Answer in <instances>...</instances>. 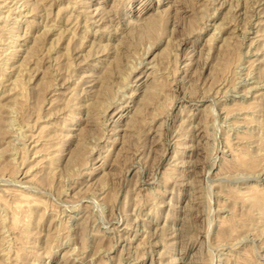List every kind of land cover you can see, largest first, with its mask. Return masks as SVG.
I'll return each mask as SVG.
<instances>
[{
	"label": "rangeland",
	"instance_id": "rangeland-1",
	"mask_svg": "<svg viewBox=\"0 0 264 264\" xmlns=\"http://www.w3.org/2000/svg\"><path fill=\"white\" fill-rule=\"evenodd\" d=\"M4 1L0 0V68L3 64L4 73L0 71V77L6 79L0 78V102L3 105H0V124L6 118L10 122L11 115V121L14 120L11 124L7 123L15 126L11 128L8 124L0 125L1 129H10L9 132L6 129V136L0 130V167L5 163L0 168V196L4 198L8 195L6 199L8 197L11 199L9 202H12L15 198L10 192L25 190L23 193L34 194L41 204L34 207L31 216L21 215L23 218L20 223L24 225H19L18 229L9 226L12 218L10 210L0 206V215L5 217V222H0V238L5 235L3 240H7L2 242V247L9 248L6 250L10 255H3L4 259L0 254V264L4 261L6 264H264V205L256 201L259 190H264V0ZM69 3V12L59 20L60 37L56 32L48 33L42 50H39L40 53L38 51L37 61L33 59L28 63V69L21 72L19 67L28 49L51 23L57 21V8ZM87 8L91 11H87ZM48 12L51 14L49 17ZM92 13L93 16L90 15ZM87 14L90 18H87ZM70 15L73 17L68 21ZM152 19L155 23L149 27L148 23ZM225 39L232 43V47L228 43L230 51H227ZM52 43L54 50L46 51ZM10 53L14 56L11 57ZM112 60H119V63L122 61L123 64H116V67V62ZM109 63L114 64L113 67ZM106 65L112 67H109L110 72L113 70V73H107L108 78L103 75ZM154 70L153 78L161 82H158L159 90L151 98L146 97V91L155 78L140 86L141 81L137 77ZM20 72L26 80V106L30 107H25L23 111L12 100L14 90L11 89L16 75H22ZM91 72L93 76L86 77ZM81 73L86 75L81 76ZM94 77L93 82L91 80ZM47 79L53 81L49 89L44 85ZM103 81L106 82V92L102 87ZM9 88L11 92L7 90ZM97 93L104 98L106 96V99L101 96V101L106 104L103 106L100 102L102 105H98V111H101L95 113H98V119L95 114L89 115L86 107H81L99 98ZM40 95H44L45 101L43 97V101H40ZM52 95L64 102L55 106L50 102ZM66 102L67 106L64 104ZM9 106L10 109L14 107L12 109L17 114L10 109L8 111ZM34 107L41 111L36 110L39 112L36 114ZM76 111L77 115L74 114ZM115 111H119L115 119L123 113L124 117L117 130L112 131L114 119L110 120L109 117ZM35 115L40 119L39 122ZM21 119L25 120H22V124ZM233 120H236L235 123ZM129 122H133L134 127H129L132 125ZM44 124L50 128L58 127L55 133L58 136L53 142L58 148L53 145L51 151L52 155L56 153L61 158L53 155L57 161L55 167L46 161L39 163L42 154L35 153L32 140L40 133V125ZM86 125L87 140L81 144V132L83 134ZM50 128L47 130L50 131ZM74 133L77 136L80 133L79 139ZM245 134L251 136L244 139ZM13 146L15 149L12 150ZM244 146L250 148L255 156L260 152L259 157H255L259 163L258 170L244 169L234 164L244 158L241 150ZM20 149L28 152L27 157L23 151L22 156ZM80 149L83 154L86 152L82 160V153L78 152ZM74 152L79 153V164L74 161ZM21 157H26L27 162ZM51 169L55 170L54 174ZM28 171L29 175L24 177V172ZM227 191L231 193L227 195ZM236 192L242 198L233 194ZM234 218L238 222H234L235 225H240L239 229L238 226L229 229V225L223 222ZM24 228L30 230V234L25 239H19L18 235ZM31 232H36V235ZM21 237H24V233ZM29 237H32L30 239L34 241L35 248L30 247L32 243H23ZM22 245L30 249L25 262L20 260L21 257H17L18 260L15 258ZM16 250L18 253H14Z\"/></svg>",
	"mask_w": 264,
	"mask_h": 264
},
{
	"label": "bare ground",
	"instance_id": "bare-ground-1",
	"mask_svg": "<svg viewBox=\"0 0 264 264\" xmlns=\"http://www.w3.org/2000/svg\"><path fill=\"white\" fill-rule=\"evenodd\" d=\"M15 1V0H14ZM18 1V0H17ZM36 1V0H35ZM40 1H42L43 3L46 1V0H40ZM77 1V0H76ZM80 1H83V0H80ZM213 1V0H212ZM217 1V0H216ZM229 1V0H228ZM227 1V2H228ZM3 2H5L4 0H3ZM2 2V3H3ZM33 2V1H32ZM71 2V1H70ZM10 3V2H9ZM17 3V2H16ZM28 3V2H27ZM41 3V2H40ZM72 3V2H71ZM76 3H78V2H76ZM75 3V4H76ZM86 3V2H85ZM214 3V2H213ZM19 4V3H18ZM17 4V5H18ZM23 4H24V2H23ZM64 4V3H63ZM67 4V3H66ZM65 4V5H66ZM74 4V5H75ZM221 4V3H220ZM230 4V3H229ZM2 5V4H1ZM27 5V4H26ZM29 5V4H28ZM33 5H35V4H33ZM50 5H52V4H50ZM54 5V4H53ZM78 5H79V3H78ZM82 5V4H81ZM80 5V6H81ZM223 5H224V2H223ZM10 6V5H9ZM230 6V5H229ZM255 6V5H254ZM262 6V5H261ZM15 7V6H14ZM42 7H43V5H42ZM49 7V6H48ZM85 7V6H84ZM101 7V6H100ZM100 7H98V8H100ZM217 7V6H216ZM219 7V6H218ZM232 7V6H231ZM236 7V6H235ZM34 8V7H33ZM32 8V9H33ZM35 8H36V6H35ZM47 8V7H46ZM52 8V7H51ZM71 8V4L69 3V5H66V6H62V7H60L59 9L57 8V10H58V12L57 11H55V12H57L56 13V18H57V21H55V22H53V23H51L46 29H45V31L44 30H42V31H44V33H42V34H40V36L39 37H37V39H36V42H35V44L34 45H32L31 46V48L30 49H28L29 51H28V53H27V56H25L26 58L24 59V60H22V64H21V66L19 67V66H17V67H19L20 68V70H21V72H24V71H26V69H28L27 68V66H28V63H30L31 61H33V59H35L36 57H37V54H38V51L41 49V47H43L42 45H43V43L45 42V38H46V36H47V34L48 33H50V32H56L58 35H59V37H60V30H59V20L61 19V16L63 15V17H64V14L65 13H67V12H69V9ZM75 8V7H74ZM83 8V7H82ZM98 8H96V10L95 11H97L98 10ZM103 8V7H102ZM237 8V7H236ZM14 9V8H13ZM19 9V8H18ZM246 9V8H245ZM5 10V9H4ZM8 10H10V9H8ZM17 10V9H16ZM34 10V12L36 11V9H33ZM32 10V11H33ZM44 10V9H43ZM78 10V9H77ZM80 10V9H79ZM217 10V9H216ZM264 10V9H263ZM19 11V10H18ZM87 11H91V10H88V8H87ZM87 11H85V12H87ZM94 11V12H95ZM103 11H105V10H103ZM109 11V10H108ZM233 11V10H232ZM247 11V10H246ZM3 12V11H2ZM37 12H39V11H37ZM42 12V11H41ZM73 12V11H72ZM78 12V11H77ZM107 12V10L105 11V13ZM215 12V11H214ZM250 12V11H249ZM7 13H9V12H7ZM28 13V12H27ZM49 12H48V17H49ZM72 15H73V13H71ZM83 14H84V11H83ZM215 14V13H214ZM236 14V13H235ZM247 14V13H246ZM246 14H245V16H246ZM260 14V13H259ZM51 15V14H50ZM79 15H81V13L79 12ZM88 15V14H87ZM90 15H92L93 16V13L92 14H90ZM90 15H88L87 16V18H90L89 16ZM98 15V14H97ZM108 15V14H107ZM249 15V14H248ZM1 17H2V15H0ZM95 16V15H94ZM102 16L103 17H105L104 15H103V13H102ZM101 16V17H102ZM226 16V15H225ZM251 16V15H250ZM259 16V15H258ZM4 17V16H3ZM7 17H9V16H7ZM62 17V18H63ZM71 17H73V16H69V18H68V21H70L71 19ZM101 17H100V19H101ZM112 17V16H111ZM224 17V16H223ZM240 17V16H239ZM238 17V18H239ZM253 17V16H252ZM5 18V17H4ZM46 18V17H45ZM54 18V17H53ZM95 18V17H94ZM98 18V17H97ZM109 18V17H108ZM234 18V17H233ZM17 19H18V17H17ZM47 19V18H46ZM92 19H93V17H92ZM104 19V18H103ZM107 19V18H106ZM230 19V18H229ZM228 19V20H229ZM259 19V18H258ZM94 20V19H93ZM227 20V19H226ZM36 21V20H35ZM41 21V20H40ZM67 21V20H66ZM67 21V22H68ZM75 21V20H74ZM77 21V20H76ZM98 21H100V20H97L96 22H98ZM237 21H239V20H237ZM14 22V21H13ZM37 22V21H36ZM241 22V21H240ZM4 23V22H3ZM40 23V22H39ZM154 23H155V20L154 19H152V20H150L149 21V23H148V26L150 27V26H152V25H154ZM32 24H34V22H32ZM31 24V25H32ZM83 24V23H82ZM107 24H108V22H107ZM137 24V23H136ZM226 24V23H225ZM17 25V24H16ZM30 25V26H31ZM87 25V24H86ZM138 25V24H137ZM44 27H45V25H44ZM122 27V26H121ZM233 27V26H232ZM5 28H6V26H5ZM31 28H32V26H31ZM102 28H104V27H102ZM106 28V27H105ZM243 28H245L246 29V27L244 26ZM11 29V28H10ZM13 29V28H12ZM14 29H16V28H14ZM33 29V28H32ZM99 29H100V27H99ZM107 29V28H106ZM116 29V28H115ZM123 29V28H122ZM259 29V28H258ZM2 30V29H1ZM63 30V29H62ZM65 30H67V29H65ZM65 30H64V34H65ZM72 30V29H71ZM244 30V29H243ZM260 30V29H259ZM258 30V31H259ZM88 31V30H87ZM117 31V30H116ZM126 31V30H125ZM235 31V30H234ZM21 32V31H20ZM26 32V31H25ZM62 32V31H61ZM67 32V31H66ZM73 32V31H72ZM232 32V31H231ZM260 32V31H259ZM12 33V32H11ZM75 33V32H74ZM257 33V32H256ZM255 33V34H256ZM77 34V33H76ZM125 34V33H124ZM18 35V34H17ZM16 35V36H17ZM25 35V34H24ZM63 35V34H62ZM81 35V34H80ZM83 35H84V33H83ZM216 35V34H215ZM66 35H64V37H65ZM82 36V35H81ZM124 36V35H123ZM211 36V35H210ZM229 36V35H228ZM18 37H21V36H18ZM71 37V36H70ZM77 37V36H76ZM227 37V36H226ZM254 37V36H253ZM259 37V36H258ZM72 38V37H71ZM79 38V37H78ZM82 38H83V36H82ZM211 38H213V37H211ZM228 38V37H227ZM237 38V37H236ZM261 38V37H260ZM12 39V38H11ZM61 39H62V37H61ZM64 39V38H63ZM76 39V38H75ZM231 39V38H230ZM60 40V39H59ZM70 40V39H69ZM73 40V38L71 39V41ZM84 40V39H83ZM82 40V41H83ZM216 40V39H215ZM31 41V40H30ZM70 41V42H71ZM232 41V40H231ZM236 41V40H235ZM251 41V40H250ZM12 42V41H11ZM69 42V41H68ZM230 41H228V40H226L225 39V41H224V43H226V47L228 46V49L226 48V47H223V48H226L227 49V51L229 50V47L231 46L232 47V43L230 44L229 43ZM57 43V42H56ZM83 43V42H82ZM81 43V44H82ZM85 43H86V41H85ZM90 43V42H89ZM228 43L230 44V46L228 45ZM91 44V43H90ZM104 44V43H103ZM236 44V43H235ZM253 44V43H252ZM12 45V44H11ZM50 45H52V46H50ZM50 45H48V46H50L49 48H48V50H46V51H49V52H51V50L53 49V48H55V46L53 47V43L52 44H50ZM86 45V44H85ZM93 45V44H92ZM98 45V44H97ZM244 45V44H243ZM248 45V44H247ZM59 46V45H58ZM79 46H81V45H79ZM214 46V45H213ZM219 46V45H218ZM235 46H237V44L235 45ZM69 47V46H68ZM105 47H107V46H105ZM231 47H230V49H231ZM257 47V46H256ZM22 48H24V47H22ZM78 48V47H77ZM104 48V47H103ZM239 49H240V47H238ZM263 48V47H262ZM18 49H20V48H18ZM45 49V48H44ZM66 49V48H65ZM70 49V48H69ZM105 49V48H104ZM108 49V48H107ZM220 49V48H219ZM260 49V48H259ZM258 49V50H259ZM16 50V49H15ZM42 50V49H41ZM54 50V49H53ZM189 50V49H188ZM221 50V49H220ZM233 50H234V47H233ZM235 50H237V47H236V49ZM250 50V49H249ZM256 50V49H255ZM254 50V51H255ZM8 51H9V49H8ZM13 51H14V49H13ZM18 51V50H17ZM44 51V50H43ZM63 51V50H62ZM104 51H106V50H104ZM230 51V50H229ZM232 51V50H231ZM3 52V51H2ZM20 52V51H19ZM58 52V51H57ZM70 52V51H69ZM69 52H68V54H69ZM90 52V51H89ZM88 52V53H89ZM100 52H102V51H100ZM99 52V53H100ZM116 52V51H115ZM217 52H218V50H217ZM233 52H235V51H233ZM256 52V51H255ZM258 52V51H257ZM14 54H15V51L13 52ZM13 53H10V54H12V55H10L11 57H13L14 55H13ZM17 53V52H16ZM39 53H40V51H39ZM44 53V52H43ZM201 53V52H200ZM231 53V52H230ZM250 53V52H249ZM83 54V53H82ZM90 54V53H89ZM105 54V53H104ZM119 54V53H118ZM117 54V55H118ZM177 54V53H176ZM189 54V53H188ZM224 54V53H223ZM252 54V53H251ZM5 55V54H4ZM16 55V54H15ZM49 55V54H48ZM60 55V54H59ZM58 55V56H59ZM79 55V54H78ZM91 55H92V53H91ZM96 55V54H95ZM116 55V57L117 58H119V56H117ZM227 55H228V52H227ZM254 55H256V54H254ZM57 56V55H56ZM57 56V57H58ZM177 56V55H176ZM242 56V55H241ZM239 57V58H242V57ZM0 57H1V55H0ZM39 57H40V55H39ZM38 57V59L40 60V58ZM60 57V56H59ZM92 57V56H91ZM120 57H122V56H120ZM244 57V56H243ZM8 58H9V56H8ZM75 58V57H74ZM83 57H81L80 59H82ZM176 58V57H175ZM258 58V57H257ZM1 59V58H0ZM16 59V58H15ZM42 59V58H41ZM50 59H51V57H50ZM76 59V58H75ZM252 59H254V58H252ZM9 60H11V59H9ZM38 60V61H39ZM43 60V59H42ZM47 60V59H46ZM121 60V59H120ZM238 60V59H237ZM262 60V59H261ZM1 61V60H0ZM4 61V60H3ZM35 61H37V58H36V60ZM41 61V60H40ZM57 61H59L58 59H57ZM56 61V62H57ZM74 61V60H73ZM83 61V60H82ZM104 61V60H103ZM113 61V60H112ZM190 61V60H189ZM251 61H253V60H251ZM254 61H256L255 59H254ZM8 62V61H7ZM89 62V61H88ZM114 62H116V63H114ZM120 61L119 60H115V61H113V63L115 64V66H116V64L117 65H119V64H123L122 63V61H121V63H119ZM240 62V61H239ZM241 62H243V61H241ZM1 63H3V62H1ZM35 63H37V64H41V63H38V62H35ZM57 63H59V62H57ZM105 63V62H104ZM143 63V62H142ZM188 63V62H187ZM226 63V62H225ZM224 63V64H225ZM227 63H228V61H227ZM238 63V62H237ZM237 63H235V64H237ZM262 63V62H261ZM13 64V63H12ZM19 64V63H18ZM17 64V65H18ZM37 64H36V66H37ZM74 64V63H73ZM110 64V63H109ZM113 64V65H114ZM7 65V64H6ZM71 65H72V62H71ZM70 65V66H71ZM98 65V64H97ZM108 65V64H107ZM106 65V70H104V71H106V72H104V74L103 75H106V77L108 76L107 75V73L108 72H110V70H109V67H110V65L113 67V65L112 64H110L109 66H107ZM156 65V64H155ZM238 65V64H237ZM5 66V65H4ZM16 66V65H15ZM40 66V65H39ZM55 66H57V65H55ZM59 66V65H58ZM73 66V65H72ZM123 66H125V65H123ZM138 66V65H137ZM154 66V65H153ZM7 67V66H6ZM30 67V66H29ZM33 67V66H32ZM31 67V68H32ZM48 67V66H47ZM112 67H110V68H112ZM117 67V66H116ZM121 67V66H120ZM126 67V66H125ZM124 67V68H125ZM152 67V66H151ZM251 67V66H250ZM2 68H3V64H2ZM2 68H0L1 70V72H2ZM8 68V67H7ZM18 68V69H19ZM55 68H57V67H55ZM135 68V67H134ZM157 68V67H156ZM259 68V67H258ZM39 69V68H38ZM122 69V71L123 70H125V69H123V68H121ZM129 69V68H128ZM152 69V68H151ZM4 70H5V68H4ZM3 70V71H4ZM13 70V69H12ZM34 70V69H33ZM153 70V69H152ZM6 71V70H5ZM4 71V72H5ZM17 71V70H16ZM19 71V70H18ZM44 71V70H43ZM49 71V70H48ZM130 71H131V69H130ZM261 71H262V67H261ZM0 72V73H1ZM20 72V74H22ZM74 72V71H73ZM112 73H113V70L111 71ZM110 72V73H111ZM128 72H129V70H128ZM146 72V71H145ZM152 72H155V70L154 71H151V72H149V71H147L146 73H145V75L144 76H138L137 77V80L138 81H141L140 83H139V85L141 86V85H146V83L151 79V78H153V74H152ZM157 72H159V71H157ZM263 72V71H262ZM262 72L260 73V74H262ZM3 73V72H2ZM47 73V72H46ZM92 73V72H91ZM96 73V72H95ZM106 73V74H105ZM123 73V72H122ZM4 74V73H3ZM19 74V73H18ZM82 74V73H81ZM84 74V73H83ZM83 74L81 75V76H83ZM124 74H125V72H124ZM128 73H126V75H127ZM259 74V73H258ZM257 74V75H258ZM9 75V74H8ZM44 75H45V73H44ZM84 75H86V74H84ZM103 75H101V78L100 79H102V76ZM111 75V74H110ZM125 75V76H126ZM1 76V75H0ZM3 76V75H2ZM23 76V74L21 75V76H18L17 77V75H16V79L15 80H13L14 81V84H12V88H11V86H10V88L11 89H13L14 90V99L12 98V100H14L15 101V103L17 104V106L19 105L20 106V108H18V109H20V111L22 110L23 111V109L25 108V107H27L28 106V104H27V90H28V88H27V86H26V80L24 81V78L22 77ZM89 76H93V73L92 74H89L88 73V75H86V77H89ZM158 76V75H157ZM77 77H78V75H77ZM76 77V78H77ZM109 77V76H108ZM107 77V78H108ZM248 77V76H247ZM1 78V77H0ZM53 78V77H52ZM125 78V77H124ZM124 78H123V80H124ZM155 78V79H154ZM151 81V84L149 85V87L147 88L148 90L146 91L147 93H146V97H154V95L156 94V92H157V90H159L158 89V82H161L160 80H157V78L156 77H154ZM2 80H4V79H6V78H1ZM91 79V78H90ZM95 79V77L91 80V81H93ZM97 79V78H96ZM104 79V78H103ZM161 79V78H160ZM57 80V79H56ZM67 80V79H66ZM78 81V80H77ZM107 81H109V80H107ZM126 81V80H125ZM226 81V80H225ZM11 82V81H10ZM28 82V81H27ZM31 82V81H30ZM53 81L51 80V79H47L46 81H44V85L45 86H47L46 88H50V86H51V84L53 85V83H52ZM54 82H56V81H54ZM94 82V81H93ZM98 82V81H97ZM220 82V81H219ZM233 82V81H232ZM232 82H230L229 84H231ZM1 83V82H0ZM8 83V82H7ZM62 83H63V80H62ZM61 83V84H62ZM102 83V82H101ZM105 83L106 82H104L103 81V83H102V87H103V90H105L104 92H106V86H105ZM126 83V82H125ZM60 84V85H61ZM91 84V83H90ZM107 84H109L108 82H107ZM129 84V83H128ZM263 84H261V86H262ZM44 86V87H45ZM73 86H75V84L73 85ZM77 86V85H76ZM76 86H75V88H76ZM108 86V85H107ZM109 86H110V84H109ZM127 86V85H126ZM252 86H254V85H252ZM258 86V85H257ZM260 86V87H261ZM9 87V86H8ZM58 87V86H57ZM69 87V86H68ZM91 87V86H90ZM99 87H101V85L99 86ZM255 87V86H254ZM253 87V88H254ZM10 88L9 89H7V90H9L10 91ZM33 88V87H32ZM48 88V89H49ZM73 88V87H72ZM92 88V87H91ZM90 88V89H91ZM109 88V87H108ZM159 88H160V86H159ZM233 88V87H232ZM256 88V87H255ZM45 89V88H44ZM86 89V88H85ZM89 89V88H88ZM110 89V88H109ZM120 89V88H119ZM123 89V88H122ZM229 89V88H228ZM233 89H235V88H233ZM250 89V88H249ZM31 90V89H30ZM46 90V89H45ZM55 90V89H54ZM8 91V92H9ZM12 91V90H11ZM10 91V92H11ZM52 91V90H51ZM62 91V90H61ZM76 91V90H75ZM84 91V90H83ZM138 91V90H137ZM224 91H226V90H224ZM229 91V90H228ZM227 91V92H228ZM7 92V91H6ZM73 92V91H72ZM77 92V91H76ZM75 92V93H76ZM88 92H89V90H88ZM121 92V91H120ZM134 92H135V90H134ZM216 92V91H215ZM252 92V91H251ZM257 92V91H256ZM33 93V92H32ZM59 93H61V92H59ZM155 93V94H154ZM226 93V92H225ZM244 93H245V91H244ZM3 94V93H2ZM5 94V93H4ZM10 94V93H9ZM35 94H36V92H35ZM41 94H44L43 92H41ZM57 94V93H56ZM91 94V93H90ZM93 94H95V93H93ZM98 94V93H97ZM104 94V93H103ZM243 94V93H242ZM247 94V93H246ZM30 95V94H29ZM99 95V94H98ZM97 95V96H98ZM105 95H107V94H104V96ZM127 95V94H126ZM157 95H158V93H157ZM225 95V94H224ZM3 96V95H2ZM12 96V95H11ZM44 96V95H43ZM42 95H40L39 97L41 98V97H43ZM55 95H52V97H51V103H54L55 104V106L56 105H58V104H61V103H63L64 102V100L61 98V100H63L62 102L61 101H59V98L58 97H54ZM59 96V95H58ZM76 96V95H75ZM103 97V95L101 94V95H99L98 97L99 98H96L95 100H92L91 102H88L87 104H86V106H81V107H86V110H88L89 112V115H91V114H95L99 109H100V107L98 106V105H102L103 104V102L101 101V98ZM120 96V95H119ZM216 96V95H215ZM60 97V96H59ZM65 97V96H64ZM88 97V96H87ZM90 97H91V95H90ZM113 97V96H112ZM146 97H144V98H146ZM156 97V96H155ZM1 98V97H0ZM92 99H93V97H91ZM42 99V98H41ZM40 99V101H43V99H44V101H45V98L43 97V99L41 100ZM68 99H70V98H68ZM103 99H106V96H105V98L103 97ZM148 99V98H147ZM91 100V99H90ZM113 100V99H112ZM145 100V99H144ZM11 101V100H10ZM69 101V100H68ZM114 101V100H113ZM119 101V100H118ZM13 102V101H12ZM102 104H101V103ZM36 103V102H35ZM51 103L49 104V105H51ZM78 103H81V102H79L78 101ZM78 103L76 104V105H78ZM109 103V102H108ZM259 103V102H258ZM14 104V103H13ZM15 104V105H16ZM33 104V103H32ZM31 104V105H32ZM37 104V103H36ZM35 104V105H36ZM65 105L67 104V102L66 103H64ZM84 104V103H83ZM105 104H106V102H105ZM105 104H103V106L105 105ZM143 104V103H142ZM234 104H236V102L234 103ZM233 104V105H234ZM244 104V103H243ZM0 105H2L1 104V102H0ZM15 105H14V107H15ZM27 105V106H26ZM53 105V104H52ZM68 105V104H67ZM66 105V106H67ZM75 105V106H76ZM110 105H112V103L110 102ZM232 105V106H233ZM238 105V104H237ZM241 105V104H240ZM3 106V105H2ZM30 106V105H29ZM32 106H34V105H32ZM32 106H31V108H32ZM244 106V105H243ZM14 107H11V109H10V106H9V108L7 107V110L8 109H10V110H12V111H14V109H12V108H14ZM97 107H99L98 109H97ZM110 107V106H109ZM224 107V106H223ZM228 107V106H227ZM236 107V106H235ZM235 107H233V108H235ZM2 108H5V106L4 107H2ZM17 108V107H16ZM28 109L30 108V107H27ZM54 107H52V109H53ZM60 107H58V110H61V109H59ZM62 108V107H61ZM64 109L66 108L65 106L63 107ZM76 108H78V107H76ZM104 108V107H103ZM106 108V107H105ZM254 108H257V107H254ZM17 109V111H19ZM33 109H35V107L33 108ZM51 109V108H50ZM117 109H118V107H117ZM137 109H138V107H137ZM225 109V108H224ZM227 109H229V107L227 108ZM244 109V108H243ZM253 109V108H252ZM258 109V108H257ZM36 110H38V111H41V110H39V109H35V112H36ZM141 109L139 108L138 109V112L140 111ZM230 110H231V108H230ZM9 111V110H8ZM16 111V110H15ZM14 111V112H15ZM27 111V110H26ZM53 111V110H52ZM52 111H50V114L52 113ZM54 111H56V110H54ZM101 111V110H100ZM100 111H98V113L100 112ZM105 111H106V109H105ZM232 111H234V110H232ZM57 112H59V111H57ZM56 112V113H57ZM61 112V111H60ZM78 111H76V112H74V114L75 113H77ZM136 112H137V110H136ZM250 112V111H249ZM258 112V111H257ZM8 113V112H7ZM12 113V112H11ZM16 114H17V112H15ZM27 113V112H26ZM39 112H36V114H38ZM97 113V114H98ZM139 113H141V112H139ZM226 113H228L227 111H226ZM6 113H4V115H5ZM14 114V113H13ZM22 113H20V116H22L21 115ZM23 114H25V113H23ZM73 114V115H74ZM97 114H95V115H97ZM119 114V111H115L114 113H112L111 115H110V117H109V119L111 120V119H114V120H112L113 122H114V124L112 125V129H114V130H112V131H116L117 129V127H118V124H119V122H120V120H121V118H123L124 117V113L123 114H121V115H119L116 119H115V117L117 116ZM126 114V113H125ZM8 115H9V113H8ZM31 115V114H30ZM29 115V116H30ZM73 115H71V117H73ZM75 115H77V114H75ZM88 115V114H87ZM88 115V116H89ZM136 115V114H135ZM134 115V116H135ZM229 115H231V112H230V114ZM246 115V114H245ZM257 115V114H256ZM27 116V115H26ZM36 116V115H35ZM39 116V115H38ZM100 116V115H99ZM133 116V115H132ZM137 117L139 116L138 115V113H137V115H136ZM190 116V115H189ZM5 117V116H4ZM4 117H3V119H4ZM6 117H7V115H6ZM5 117V118H6ZM9 117V116H8ZM10 117H11V115H10ZM10 117H9V120H10V122H13V120L14 119H12V121H11V119H10ZM14 117V116H13ZM12 117V118H13ZM40 117H42L41 115H40ZM40 117H38V118H40ZM45 117V116H44ZM131 117V116H130ZM248 117V116H247ZM254 117V116H253ZM26 117H24V119H25ZM30 119V117H27L26 118V120L27 119ZM36 119H37V116L35 117ZM92 119H93V116L91 117ZM99 117H98V115H97V119H98ZM132 118H135V117H132ZM256 118V117H255ZM254 118V119H255ZM7 120H3L4 122H2L0 125H2L3 123H4V125L5 124H8V123H10L9 121H8V118H6ZM24 119H21V124L23 123L22 122V120H24ZM42 119V118H41ZM64 119V118H63ZM251 119H253V118H251ZM256 119H259V118H256ZM261 119V118H260ZM1 120V119H0ZM15 120H16V118H15ZM68 120V119H67ZM84 120V119H83ZM90 120V119H89ZM94 120V119H93ZM131 121H134L133 119H130ZM129 120V121H130ZM187 120V119H186ZM208 120V119H207ZM2 121V120H1ZM7 121H8V123H7ZM25 121V120H24ZM36 121V120H35ZM34 121V122H35ZM37 121L39 122L40 121V119H37ZM94 121H96V120H94ZM126 121V120H125ZM136 121V120H135ZM234 121V120H233ZM236 121V120H235ZM235 121H234V123H235ZM244 121V120H243ZM37 122V123H38ZM56 122V121H55ZM55 122H54V124H55ZM66 122V121H65ZM98 122V121H97ZM97 122H96V124H97ZM107 122V121H106ZM189 122V121H188ZM232 122V121H231ZM251 122V121H250ZM19 123H20V121H19ZM31 123V122H30ZM36 123V122H35ZM47 123V122H46ZM99 123V122H98ZM102 123V122H101ZM130 123V122H129ZM186 123H187V121H186ZM11 124V123H10ZM10 124H8L9 126H10ZM52 124V123H51ZM87 124H90V123H87ZM92 124V123H91ZM95 123H93V125H94ZM124 124V123H123ZM130 124H132L131 126H129V127H134V123L132 122V123H130ZM182 124V123H181ZM237 124V123H236ZM7 125V126H8ZM45 126H43V125H40L41 126V129L39 130L40 131V133L39 134H37V136H36V134H35V136L36 137H34L33 138V143H34V145H35V148H36V150H35V153L37 154H42L41 156H42V158L41 159H39V163L40 162H42V161H46L47 163H50L49 165L50 166H52V167H55V164H56V162L57 161H55V159H53V155L54 154H56V153H54L53 155H52V146L55 144H53V142H54V139H55V137H57L56 136V132H57V126H54V127H56L55 129H54V127H47V124H44ZM70 125V124H69ZM75 125V124H74ZM92 125V126H93ZM102 125V124H101ZM244 125V124H243ZM247 125H249V124H247ZM6 126V127H7ZM12 126L13 125H11L10 127L12 128ZM15 126V125H14ZM13 126V127H14ZM39 126V127H40ZM49 126V125H48ZM67 126V125H66ZM100 125H98V127H99ZM171 126V125H170ZM188 126H190V125H188ZM239 126H240V123H239ZM2 127V126H1ZM1 127H0V130L2 131V133L4 134V136H6L7 134L6 133H8L9 132V130L10 129H8V127L7 128H3V129H1ZM26 127V126H25ZM34 127V126H33ZM71 127V126H70ZM86 129H84V132H83V134H82V132H81V139H80V142H81V144L83 143V142H85V140H87V139H85L86 138V135H85V132H86V130L88 129V125H86ZM91 127V126H90ZM101 127V126H100ZM196 127V126H195ZM21 128V127H20ZM50 128V131H48L47 129H49ZM68 128V127H67ZM92 128V127H91ZM91 128H90V130H91ZM95 128H97L96 126H95ZM191 128V127H190ZM249 128V127H248ZM6 129H8V132H7V130ZM14 129V128H13ZM23 130H24V127L22 128ZM34 129V128H33ZM66 129V128H65ZM73 129H75V127L74 128H72V129H70V130H73ZM79 129V128H78ZM250 129V128H249ZM252 129H254V128H252ZM21 130V129H20ZM69 130V129H68ZM83 129H81V131H82ZM101 130V129H100ZM238 130H239V128H238ZM17 131V130H16ZM19 131V130H18ZM89 131V130H88ZM91 131H94V130H91ZM96 132V131H95ZM99 132V131H98ZM97 132V133H98ZM25 133V132H24ZM56 133V134H55ZM92 133V132H91ZM6 134V135H5ZM10 134H12V131H11V133ZM28 134V133H27ZM60 134V133H59ZM78 134V133H77ZM80 134V133H79ZM79 134H78V136H79ZM87 135H88V132L86 133ZM89 134H90V132H89ZM99 134V133H98ZM237 134V133H236ZM241 134V133H240ZM14 135V134H13ZM13 135H11V136H13ZM15 135H16V133H15ZM25 135H26V133H25ZM66 135H68V134H66ZM73 135V134H72ZM71 135V136H72ZM238 135V134H237ZM246 136L245 137H243L244 139H247L246 137H250L251 135L250 134H245ZM1 137H2V135H0ZM30 136H32V135H30ZM29 136V137H30ZM34 136V135H33ZM68 136H70V135H68ZM74 136L75 137H78L77 135H76V133H74ZM101 136H103V135H101ZM108 136V135H107ZM110 136V135H109ZM202 136V135H201ZM241 136V135H240ZM27 137V136H26ZM87 137H89V136H87ZM92 137V136H91ZM117 138H118V136H116ZM62 138H63V136H62ZM93 138V137H92ZM100 138V137H99ZM109 138V137H108ZM254 138V137H253ZM252 138V139H253ZM11 139V138H10ZM9 139V140H10ZM58 139H59V137H58ZM57 139V140H58ZM78 139H79V137H78ZM101 139V138H100ZM249 139H251V138H249ZM5 140V139H4ZM9 140H8V142H9ZM26 140V139H25ZM108 140V139H107ZM234 140V139H233ZM236 140V139H235ZM238 140V139H237ZM65 141H67V140H65ZM90 141V140H89ZM93 141V140H92ZM227 141V140H226ZM14 142V141H13ZM11 143V142H10ZM58 143H60V142H58ZM58 143H56V144H58ZM65 143V142H64ZM86 143V142H85ZM227 143V142H226ZM246 143V142H245ZM8 144V143H7ZM24 144V143H23ZM96 144H98V143H96ZM95 144V145H96ZM181 144V143H180ZM179 144V145H180ZM13 145V144H12ZM34 145H33V147H34ZM61 145H63L62 144V142H61ZM105 145V144H104ZM188 145V144H187ZM248 145V144H247ZM6 146V145H5ZM8 146H9V144H8ZM55 146V148H58L56 145H54ZM78 146H79V144H78ZM78 146H77V148H78ZM230 146H232L231 144H230ZM237 146V145H236ZM243 146V145H242ZM14 147V146H13ZM82 147V146H81ZM80 147V148H81ZM233 147V146H232ZM238 147V146H237ZM236 147V148H237ZM248 147V146H247ZM23 148V147H22ZM31 148V147H30ZM90 148V147H89ZM94 148V147H93ZM92 148V149H93ZM260 148V147H259ZM12 150L13 149H15V147L14 148H11ZM19 149V148H18ZM25 149V148H24ZM28 149V148H27ZM84 149V148H83ZM224 149V148H223ZM239 149V148H238ZM241 149V148H240ZM250 149V148H249ZM249 149H247L246 148V146H244V147H242V155L244 156V158L243 159H241V161H235V163L234 164H237L238 166H240V167H242V168H244V169H251V170H258L259 169V166H258V164H257V161H256V156L258 155V157H259V154L258 153H260V152H258L257 154H256V156L255 155H253L251 152H252V150H251V152H250V150ZM16 150H17V148H16ZM57 150H59V149H57ZM76 150H78V149H76ZM87 150V149H86ZM89 150V149H88ZM110 150V149H109ZM230 150V149H229ZM15 151V150H14ZM19 151H21V149L19 150ZM23 151V150H22ZM22 151H21V154H22V156H23V153H22ZM26 151V150H25ZM25 151H23L24 153H26ZM235 151H237V150H235ZM239 151V150H238ZM237 151V152H238ZM4 152V151H3ZM7 152V151H6ZM9 152V151H8ZM11 152V151H10ZM9 152V153H10ZM58 152V151H57ZM80 154L82 153V150L80 149L79 151H78ZM84 152V151H83ZM240 152V151H239ZM17 153V152H16ZM28 153V152H27ZM27 153L26 154H24V155H26V157H27ZM59 153H61L62 154V151H60ZM79 153H75L74 152V156H73V158L75 159H73L74 161H76L77 162V154H79ZM88 153V152H87ZM103 153V152H102ZM110 153H111V151H110ZM183 153V152H182ZM4 154H6V153H4ZM34 154V153H33ZM35 154V155H36ZM86 154V152H84V154L82 153L81 154V159L80 160H82V158H83V155H85ZM232 154V153H231ZM255 154V153H254ZM57 155V154H56ZM64 155V154H63ZM73 155V154H72ZM235 155V154H234ZM38 156V155H37ZM58 157H59V159L61 158V155H57ZM80 156V155H79ZM98 156V155H97ZM226 156V155H225ZM236 156V155H235ZM26 157L24 158V157H21L22 158V160L23 159H25V161H26ZM173 157V156H172ZM224 157V156H223ZM257 157V160L259 159ZM69 158V157H68ZM105 158V157H104ZM170 158V157H169ZM226 158V157H225ZM230 158V157H229ZM10 159V158H9ZM71 159V158H70ZM84 159H86V158H84ZM88 159H90V158H88ZM227 159V158H226ZM13 160V159H12ZM72 160V159H71ZM72 160V161H73ZM92 160V159H91ZM94 160V159H93ZM169 160V159H168ZM228 160V159H227ZM15 161V160H14ZM58 161H60V160H58ZM172 161V160H171ZM178 161V160H177ZM176 161V162H177ZM226 161V160H225ZM27 162V161H26ZM84 161H82V163H83ZM228 162V161H227ZM260 162V161H259ZM7 163V162H6ZM18 163V162H17ZM68 164H69V161L67 162ZM170 163V162H169ZM232 163V162H231ZM4 165H5V163H3ZM3 164H2V166L1 167H3ZM8 164V163H7ZM13 164H15V163H13ZM77 164H79L78 162H77ZM81 164V163H80ZM88 164V163H87ZM219 164V163H218ZM228 164V163H227ZM9 166H10V164H8ZM36 165V164H35ZM39 164H37L36 166H38ZM42 165V164H41ZM72 165H74V167L76 166V164H72ZM85 165H86V162H85ZM175 165H176V163H175ZM231 165V164H230ZM12 166V165H11ZM15 166V168L16 169H18V167H17V165H14ZM13 166V167H14ZM19 166V165H18ZM79 166V165H78ZM81 166H83V165H81ZM228 166V165H227ZM226 166V167H227ZM235 166V165H234ZM0 167V168H1ZM4 167H6V166H4ZM43 167V166H42ZM51 167V168H52ZM7 168H8V166H7ZM50 168V167H49ZM71 168V167H70ZM78 168V167H77ZM221 168V167H220ZM222 168H224V167H222ZM242 168H241V170H242ZM2 169V168H1ZM5 169V168H4ZM11 169H13V168H11ZM43 169V168H42ZM46 170H47V168H45ZM54 169V168H53ZM237 169H239V167L237 168ZM236 169V170H237ZM264 169V168H263ZM9 171H11L10 170V168L8 169ZM52 170V169H51ZM79 170V169H78ZM176 170V169H175ZM191 170V169H190ZM8 171V172H9ZM14 171V170H13ZM12 171V173H16V171L15 172H13ZM27 171V170H26ZM41 171V170H40ZM43 171V170H42ZM54 171L55 170H52V172L51 173H53L54 174ZM92 171V170H91ZM90 171V172H91ZM94 171V170H93ZM19 172V171H18ZM47 172V171H46ZM82 172V171H81ZM143 172V171H142ZM262 172V171H261ZM3 173V172H2ZM5 173V172H4ZM29 171L28 172H24V177H27L29 174ZM48 174H50L49 172H47ZM46 173V174H47ZM56 173V172H55ZM190 173V172H189ZM188 173V174H189ZM263 173V172H262ZM90 174V173H89ZM258 176V175H257ZM169 177V176H168ZM181 178V177H180ZM183 178V177H182ZM191 178V177H190ZM211 178V177H210ZM197 179V178H196ZM193 180V179H192ZM195 180V179H194ZM193 180V181H194ZM209 180V179H208ZM84 182V181H83ZM184 182V181H183ZM194 183V182H193ZM200 183V182H199ZM83 184V183H82ZM71 185V184H70ZM208 185V184H207ZM88 186H89V184H88ZM229 186V185H228ZM252 186H253V184H252ZM9 187V186H8ZM7 187V188H8ZM254 187V186H253ZM10 188V187H9ZM14 188V187H13ZM228 188H230V187H228ZM256 188H258V187H256ZM14 189H16V188H14ZM78 189V188H77ZM196 189V188H195ZM259 189V188H258ZM21 190H23V189H21ZM20 190V191H21ZM82 190V189H81ZM108 190V189H107ZM173 190V189H172ZM2 191H5V190H2ZM8 191H9V189H8ZM8 191H7V193H8ZM222 191V190H221ZM23 192H25V190L24 191H21V192H17V191H12V192H10V194H12L13 196H11V197H13V199L15 198V200H12V202H9V201H11V199L9 200L8 199V197H7V199H6V196H8V195H4L5 197L4 198H2L1 196H0V206H4V207H6L7 209H9L10 210V212H11V216H12V218L10 219L11 220V222H10V224L11 225H9L10 227H14L13 229H18V227H19V225H21V220H22V218L23 217H21V215H25V216H31V213H33L32 211H34L33 209H34V207L36 206V208H37V206H39L40 204H41V201L40 200H37V198H35L36 196H34V194H33V196L32 195H30L29 194V192H28V194L27 193H23ZM203 192V191H202ZM4 193V192H3ZM224 193V192H223ZM227 193H228V191H227ZM231 193V192H230ZM230 193H228L227 195H229ZM6 194V193H5ZM233 194H235V196H236V194H237V197L238 198H242L240 195V197L238 196V193L236 192V193H233ZM253 194V193H252ZM257 195V194H256ZM235 196H233L234 198H235ZM247 196V195H246ZM246 196H243V197H246ZM252 196V195H251ZM199 197V196H198ZM232 197V198H233ZM105 198V197H104ZM248 198V197H247ZM253 198V197H252ZM230 199H231V197H230ZM236 199V198H235ZM237 200V199H236ZM239 200V199H238ZM244 200V199H243ZM243 200H242V202H243ZM259 200V202L261 203V204H263L264 205V190L262 189V190H259V194L256 196V201H258ZM239 201H241V200H239ZM255 202V200H252V202ZM44 202V201H43ZM42 202V203H43ZM236 203H237V201H235ZM199 204V203H198ZM223 204H225V202L223 203ZM257 204V203H256ZM259 204V203H258ZM43 205V204H42ZM260 205V204H259ZM263 205H260V206H263ZM221 206H222V204H221ZM226 206V205H225ZM224 206V207H225ZM228 207V206H227ZM226 207V208H227ZM232 207H234V206H232ZM6 208H4V209H6ZM186 208V207H185ZM221 208V207H220ZM219 208V209H220ZM223 208V207H222ZM3 209V208H2ZM179 209V208H178ZM225 209V208H224ZM230 209V208H229ZM233 209V208H232ZM36 210V209H35ZM199 210V209H198ZM234 210V209H233ZM7 211V210H6ZM230 211V210H229ZM7 214H8V212H7ZM234 214V213H233ZM2 215V214H1ZM0 215V216H1ZM6 215V214H5ZM10 216V215H9ZM8 216V217H9ZM24 216V217H25ZM172 216H173V214H172ZM233 216H235V214L233 215ZM7 217V216H6ZM7 217V218H8ZM139 217V216H138ZM175 217V216H174ZM185 217V216H184ZM5 218V217H4ZM4 218H2V216H1V219H0V222H5V219ZM224 218V217H223ZM230 218H231V216H230ZM233 218V217H232ZM27 219V218H26ZM25 219V220H26ZM28 220H29V218H28ZM27 220V221H28ZM24 221V220H23ZM22 221V222H23ZM9 222V221H8ZM30 222H33V221H31L30 220ZM39 222V221H38ZM224 223L226 222V225L228 226L229 225V229H231V228H234L235 226H238V225H235V223L237 222V221H235V218L234 219H230L229 221H227V220H224L223 221ZM222 222V224H224ZM235 222V223H234ZM24 223V222H23ZM29 223V222H28ZM126 223V222H125ZM238 223V222H237ZM9 224V223H8ZM30 224H32V223H30ZM128 224V223H127ZM3 225H5L4 223H3ZM23 225L24 224H22L21 226L23 227ZM61 225H62V223H61ZM65 225V224H64ZM131 225V224H130ZM225 225V224H224ZM224 225H222V226H224ZM2 226V225H1ZM8 226V227H9ZM127 226V225H126ZM171 226V225H170ZM221 226V225H220ZM226 226V227H227ZM27 227H28V224H27ZM30 227V226H29ZM49 227H50V225H49ZM135 227V226H134ZM239 227H240V225L238 226V229H239ZM245 227V226H244ZM243 227V228H244ZM113 228V227H112ZM242 228V227H241ZM25 229V228H24ZM24 229L21 231L22 233L21 234H23L24 233V237H21V234H19L18 235V237L20 236V238L19 239H25V237H28V235L30 234V230L29 231H27V229H25V231H24ZM29 229V228H28ZM130 229V228H129ZM165 229V228H164ZM228 229V228H227ZM5 230V229H4ZM136 230V229H135ZM235 230V229H234ZM237 230V229H236ZM243 230V229H242ZM15 231V230H14ZM18 231V230H17ZM35 231V230H34ZM229 231V230H228ZM239 231V230H238ZM7 232V231H6ZM16 232V231H15ZM39 232V231H38ZM54 232H55V230H54ZM137 232V231H136ZM175 232V231H174ZM177 232V231H176ZM230 232V231H229ZM233 232V231H232ZM19 233V232H18ZM34 233V232H33ZM33 233L31 232V234L33 235ZM243 233V232H242ZM38 234H40V233H38ZM53 234V233H52ZM52 234L50 235V236H52ZM120 234V233H119ZM230 234H231V232H230ZM244 234H245V232H244ZM4 235V234H3ZM34 235H36V232L34 233ZM247 235V234H246ZM23 236V235H22ZM39 236V235H38ZM48 236V235H47ZM163 236V235H162ZM4 237H5V235H4ZM4 237L3 238H0V254H1V256H7V257H10V255H9V252H7L8 250H6V249H9V248H3L2 247V242L4 241L3 239H4ZM7 237V236H6ZM236 237V236H235ZM238 237H239V235H238ZM8 238H10V237H8ZM13 238V237H12ZM16 238H17V236H16ZM30 238H32V237H29V239ZM49 238V237H48ZM165 238V237H164ZM167 238V237H166ZM165 238V239H166ZM11 239V238H10ZM27 239V238H26ZM29 239H27L28 241H23V243L24 242H26V243H32V244H30L31 246L30 247H34L35 248V243H34V241H32L31 239V241L29 242ZM39 239V238H38ZM120 239H121V237H120ZM7 239L5 238V241H6ZM4 241V242H5ZM11 241V240H10ZM17 241H18V238H17ZM163 241V240H162ZM169 241V240H168ZM12 242V241H11ZM11 242H10V244H11ZM22 242V241H21ZM151 242V241H150ZM153 242V241H152ZM151 242V243H152ZM157 242V241H156ZM49 243V242H48ZM155 243V242H154ZM160 243V242H159ZM22 244V243H21ZM129 244V243H128ZM164 244H165V242H164ZM175 244V243H174ZM27 245V244H26ZM38 245V244H37ZM174 246V245H173ZM9 247V246H8ZM29 247V246H28ZM37 247V246H36ZM18 248V247H17ZM31 248V249H32ZM21 249L23 250L22 252L23 253H20V251H21ZM21 249H20V251L18 250V252H19V254H15V258L18 260V258L19 257H21L20 258V260L21 259H23V261H24V259H26L27 257V255L30 253V251H28V249L29 248H27V246H25V245H22V247H21ZM180 249H182V248H180ZM30 250V249H29ZM74 250V249H73ZM151 250V249H150ZM149 250V251H150ZM6 251V252H5ZM10 251V250H9ZM148 251V252H149ZM174 251V250H173ZM17 252V250H16V252H14V253H18ZM38 252V251H37ZM36 252V253H37ZM44 252V251H43ZM10 253H11V251H10ZM32 253H33V251H32ZM31 253V254H32ZM74 253V252H73ZM129 253V252H128ZM34 254H35V250H34ZM33 254V255H34ZM38 254V253H37ZM36 254V255H37ZM163 254H164V252H163ZM167 253H165V255H166ZM30 255V254H29ZM4 256H3V258H4ZM37 256H39V255H37ZM80 256V255H79ZM18 257V258H17ZM36 257V256H35ZM67 257V256H66ZM11 258H12V256H11ZM13 258H14V256H13ZM37 258V257H36ZM177 258V257H176ZM179 258H181V257H179ZM1 259V258H0ZM5 259V258H4ZM3 259V260H4ZM66 259V258H65ZM172 259V258H171ZM170 259V260H171ZM3 260H1L2 262H3ZM9 260V259H8ZM12 260V259H11ZM72 260V259H71ZM15 261V260H14ZM26 261V260H25ZM24 261V262H25ZM66 261V260H65ZM5 262V261H4ZM4 262L3 263H1V264H4ZM17 262V261H16ZM22 262V261H21ZM108 262V261H107ZM15 263V262H14ZM19 263V262H18ZM18 263H15V264H18ZM168 263V262H167ZM166 263V264H167ZM171 263V262H170ZM5 264H6V262H5ZM20 264V263H19ZM24 264H26V263H24Z\"/></svg>",
	"mask_w": 264,
	"mask_h": 264
}]
</instances>
